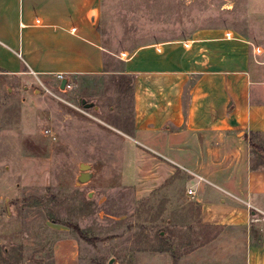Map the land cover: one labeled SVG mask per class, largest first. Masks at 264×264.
<instances>
[{"label": "crops", "instance_id": "1", "mask_svg": "<svg viewBox=\"0 0 264 264\" xmlns=\"http://www.w3.org/2000/svg\"><path fill=\"white\" fill-rule=\"evenodd\" d=\"M103 14V0H0V91L60 89L59 75L81 88L119 61L133 91L124 176L143 196L182 179L198 208L200 244L150 264H264V169L251 147L264 137L263 49L209 29L114 53Z\"/></svg>", "mask_w": 264, "mask_h": 264}, {"label": "rangeland", "instance_id": "2", "mask_svg": "<svg viewBox=\"0 0 264 264\" xmlns=\"http://www.w3.org/2000/svg\"><path fill=\"white\" fill-rule=\"evenodd\" d=\"M103 13L114 53L209 29L264 52V0H103ZM121 67L111 60V74L68 92L39 82L0 91V264H150L200 244L182 179L143 196L124 176L120 132L132 125L133 91ZM253 140L261 147L252 148L253 167L264 169V137ZM82 163L94 177L78 186Z\"/></svg>", "mask_w": 264, "mask_h": 264}, {"label": "water", "instance_id": "3", "mask_svg": "<svg viewBox=\"0 0 264 264\" xmlns=\"http://www.w3.org/2000/svg\"><path fill=\"white\" fill-rule=\"evenodd\" d=\"M67 83H68V80H66V79L62 81V84H61V87H60V89L62 91L65 90ZM82 105L86 109L94 108V109L98 110V107H96L94 103H87L86 100H82ZM79 168H80V176L78 178L77 185L81 186V185L88 184L89 182H91L93 177H94L92 165L86 164V163H82V164H80ZM90 197H92V195ZM114 261L115 260L112 259L110 261V264H113Z\"/></svg>", "mask_w": 264, "mask_h": 264}, {"label": "built area", "instance_id": "4", "mask_svg": "<svg viewBox=\"0 0 264 264\" xmlns=\"http://www.w3.org/2000/svg\"><path fill=\"white\" fill-rule=\"evenodd\" d=\"M226 36H227L228 39H234V38H235V37L232 36L231 33H227ZM257 53H261V50L257 49ZM124 57H126V54H124ZM58 78H59L60 80H64V76H63V75H59ZM39 83H40L39 85H40L42 88H44L47 92L50 91V89H48L47 86H45L43 83H41V82H39ZM71 89H72V85L69 84V83H67L64 92L70 91ZM191 194H192V193H191Z\"/></svg>", "mask_w": 264, "mask_h": 264}, {"label": "trees", "instance_id": "5", "mask_svg": "<svg viewBox=\"0 0 264 264\" xmlns=\"http://www.w3.org/2000/svg\"><path fill=\"white\" fill-rule=\"evenodd\" d=\"M251 147L254 148V149H257V150H260V149H261V147H260L258 144L254 143V141H253V137H252V140H251ZM73 229L79 234V236H80L82 239H84V240H86V241H88V242H91V243H95V242H96V239H88V238L84 235V233L80 230L79 227L74 226Z\"/></svg>", "mask_w": 264, "mask_h": 264}]
</instances>
